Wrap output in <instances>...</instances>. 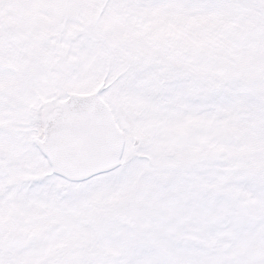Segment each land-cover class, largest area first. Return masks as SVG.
I'll use <instances>...</instances> for the list:
<instances>
[{
  "label": "snow or ice",
  "instance_id": "1",
  "mask_svg": "<svg viewBox=\"0 0 264 264\" xmlns=\"http://www.w3.org/2000/svg\"><path fill=\"white\" fill-rule=\"evenodd\" d=\"M0 264H264V0H0Z\"/></svg>",
  "mask_w": 264,
  "mask_h": 264
}]
</instances>
